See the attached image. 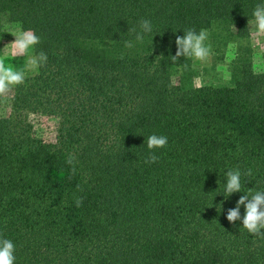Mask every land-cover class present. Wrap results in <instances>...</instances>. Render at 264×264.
I'll return each mask as SVG.
<instances>
[{"label":"trees","instance_id":"obj_1","mask_svg":"<svg viewBox=\"0 0 264 264\" xmlns=\"http://www.w3.org/2000/svg\"><path fill=\"white\" fill-rule=\"evenodd\" d=\"M261 3L0 0V33L32 29L31 54L47 55L0 97V237L15 264H264L245 207L227 220L264 191V71L250 43ZM141 20L152 31L137 42ZM186 29L208 32L201 84L198 60L171 58ZM37 117L54 121L52 140ZM152 134L168 144L147 164ZM236 169L242 192L227 198Z\"/></svg>","mask_w":264,"mask_h":264},{"label":"clouds","instance_id":"obj_2","mask_svg":"<svg viewBox=\"0 0 264 264\" xmlns=\"http://www.w3.org/2000/svg\"><path fill=\"white\" fill-rule=\"evenodd\" d=\"M253 17L257 34L264 35V3L256 5L253 11ZM139 27L140 31H136L135 29L131 31L135 33L137 42H143L144 34L152 31V25L149 20H141ZM183 31L184 35L182 37H176L175 44L177 51L174 56H171L172 60L175 62L180 57H185L194 58L201 62L208 61L212 54L211 45L206 44L208 32L204 29H201L199 32L195 29H186ZM11 34L15 39L4 48L10 45L9 54L13 58L27 56L28 59L25 68L17 70L11 63H6V56L0 57V97H6L13 87L25 82L26 70L38 73V70L47 62L46 53L41 51L39 54H31V50L35 49L41 42L40 37L32 29H19ZM125 46L131 48L134 45L131 41H128ZM167 144L168 138L166 136L150 135L147 138L149 155L146 157L145 163L152 164L157 162L159 157L155 155V150L164 148ZM74 161L75 157L70 155L67 163L73 165V174L76 171ZM241 175L242 173L239 169L227 171L224 196L228 198L233 193L242 192ZM245 175L250 176L251 170H248ZM82 203V197L75 199L77 207L82 206ZM241 205L245 207V214L242 220L243 228L252 235L264 238V191H257L251 197L248 194L242 195L237 201L236 207L228 210L227 220L229 222L235 223L241 219ZM14 252L15 245L13 242L0 237V264H15L16 257Z\"/></svg>","mask_w":264,"mask_h":264},{"label":"rangeland","instance_id":"obj_3","mask_svg":"<svg viewBox=\"0 0 264 264\" xmlns=\"http://www.w3.org/2000/svg\"><path fill=\"white\" fill-rule=\"evenodd\" d=\"M18 29L14 27H5V30L0 33V57L6 56V63H11L13 67L17 70L24 69L27 63L28 57H15L13 58L10 53V45L4 48L7 44L14 41L15 37L11 33H15ZM250 43L254 54V68L258 71H264V35H258L255 30V22L250 24ZM4 48V49H3ZM198 69L201 72L196 80L197 84H201V80L207 79V74H211V66L214 63V58L211 57L208 61L201 62L197 61ZM224 63V62H223ZM222 63V64H223ZM221 64H216L217 70ZM206 70V71H204ZM27 71V70H26ZM7 111L6 107H0V116ZM38 133L43 137V139L49 141L54 137V121L46 117H37L34 124Z\"/></svg>","mask_w":264,"mask_h":264}]
</instances>
